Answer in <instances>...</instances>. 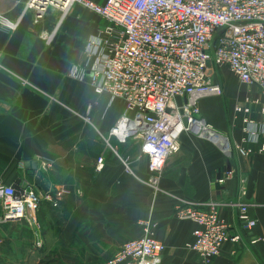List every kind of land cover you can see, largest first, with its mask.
<instances>
[{
  "label": "crops",
  "instance_id": "obj_1",
  "mask_svg": "<svg viewBox=\"0 0 264 264\" xmlns=\"http://www.w3.org/2000/svg\"><path fill=\"white\" fill-rule=\"evenodd\" d=\"M25 2L0 0V13L18 22L13 30L0 25V184L20 179L41 200L33 220L0 221V264H103L124 241L139 236V221L145 219L156 224L155 236L165 246L158 264H264V151H259L264 136L250 143L254 151L248 157L235 150L226 157L207 140L184 133L153 188L140 141L108 137L123 102L109 104L87 79L68 74L73 65L88 66L85 45L107 21L78 3L66 12L48 9L36 20ZM224 69L211 67L210 79L222 94L201 97L200 112L239 143L244 117L264 125V93ZM237 105H248L251 112L236 114ZM43 161L51 165L47 170L41 169ZM230 168L235 176L220 184ZM241 177L256 223L245 231L234 211L221 209L230 233L241 239L226 242L218 256L203 262L187 247L195 224L175 217L173 207L184 200L234 198Z\"/></svg>",
  "mask_w": 264,
  "mask_h": 264
},
{
  "label": "built area",
  "instance_id": "obj_2",
  "mask_svg": "<svg viewBox=\"0 0 264 264\" xmlns=\"http://www.w3.org/2000/svg\"><path fill=\"white\" fill-rule=\"evenodd\" d=\"M74 3L95 12L107 25L85 45L88 66L73 65L68 74L87 79L97 95L108 97L109 104L123 102L108 137L140 141L153 188L158 189L166 159L179 150L184 133L207 140L226 157L233 150L242 157L254 151L250 143L264 136V125L244 117V136L233 143L201 116L199 99L222 94L221 85L210 79L212 66L226 67L240 82L258 86L264 93V0H26L25 7L35 12L37 20L48 9L66 12ZM0 25L13 30L18 22L0 13ZM41 36L50 39L44 33ZM234 110L236 114L251 112L248 105H237ZM260 112L264 113V105ZM259 151H264V143ZM50 166L47 161L41 163L42 170ZM102 168L100 157L97 170ZM234 176L230 168L218 182L224 184ZM245 180L240 178L234 198L202 203L184 200L174 205L175 217L195 224L193 241L187 247L203 262L218 256L226 242L241 239L239 233H230L221 209L234 211L245 231L255 225L245 199ZM21 187L23 192L17 196L12 186L0 184V221L33 220L41 197L30 184ZM60 197L56 191L55 198ZM139 226V236L124 241L103 264L159 263L165 246L155 236L156 224L145 219Z\"/></svg>",
  "mask_w": 264,
  "mask_h": 264
},
{
  "label": "water",
  "instance_id": "obj_3",
  "mask_svg": "<svg viewBox=\"0 0 264 264\" xmlns=\"http://www.w3.org/2000/svg\"><path fill=\"white\" fill-rule=\"evenodd\" d=\"M176 100H177L178 104H181V98L176 97ZM184 101H186L185 98H184ZM33 164L35 165V163H33ZM12 188L14 189V194L17 196L23 192V189H22L21 184H20V179H16L13 182Z\"/></svg>",
  "mask_w": 264,
  "mask_h": 264
},
{
  "label": "rangeland",
  "instance_id": "obj_4",
  "mask_svg": "<svg viewBox=\"0 0 264 264\" xmlns=\"http://www.w3.org/2000/svg\"><path fill=\"white\" fill-rule=\"evenodd\" d=\"M224 70H226V72H225V73H226L227 75H228V74H229V75H231V74L228 72V70H227V69H224ZM111 257H112V256H111ZM108 259H109V258H108ZM108 259H107V260H108Z\"/></svg>",
  "mask_w": 264,
  "mask_h": 264
}]
</instances>
